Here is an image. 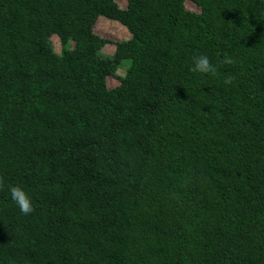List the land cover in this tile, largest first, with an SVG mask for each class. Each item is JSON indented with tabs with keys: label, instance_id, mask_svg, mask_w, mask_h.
<instances>
[{
	"label": "trees",
	"instance_id": "obj_1",
	"mask_svg": "<svg viewBox=\"0 0 264 264\" xmlns=\"http://www.w3.org/2000/svg\"><path fill=\"white\" fill-rule=\"evenodd\" d=\"M124 1L0 0V264H264V0Z\"/></svg>",
	"mask_w": 264,
	"mask_h": 264
},
{
	"label": "rangeland",
	"instance_id": "obj_2",
	"mask_svg": "<svg viewBox=\"0 0 264 264\" xmlns=\"http://www.w3.org/2000/svg\"><path fill=\"white\" fill-rule=\"evenodd\" d=\"M118 3L121 6H125L124 0H117ZM186 7L188 9L199 11V6L193 2L192 0H187L185 2ZM95 31L108 39H114V40H125L130 38V32L128 31L127 27L124 26L122 23H120L117 20L108 19L105 16H100L99 19L96 21L95 24ZM54 48L57 52L61 50V42L59 37L54 34L51 37ZM74 42L71 41V45H73ZM115 50V43L113 41L108 42L103 48L102 51L106 54H113ZM127 63L124 62L117 70V73L119 75H124L126 72ZM55 78V91L60 95H68L72 92L73 86L69 83L67 78L61 77V76H54ZM119 83V80L116 77L109 76L108 77V85L110 87H114Z\"/></svg>",
	"mask_w": 264,
	"mask_h": 264
},
{
	"label": "clouds",
	"instance_id": "obj_3",
	"mask_svg": "<svg viewBox=\"0 0 264 264\" xmlns=\"http://www.w3.org/2000/svg\"><path fill=\"white\" fill-rule=\"evenodd\" d=\"M225 63H231V59L226 57L224 60ZM192 71L198 73H214L215 67L209 62L207 55H200L196 57L193 61ZM225 84L229 83L227 79L224 81ZM10 199L15 203L19 212L22 214H29L33 211V204L31 197L28 193L19 185H12L8 188Z\"/></svg>",
	"mask_w": 264,
	"mask_h": 264
}]
</instances>
